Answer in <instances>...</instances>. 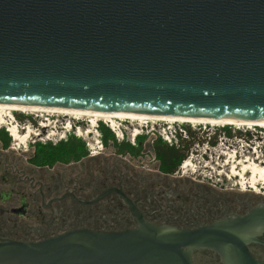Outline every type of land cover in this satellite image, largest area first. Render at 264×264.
Wrapping results in <instances>:
<instances>
[{
	"label": "water",
	"instance_id": "1",
	"mask_svg": "<svg viewBox=\"0 0 264 264\" xmlns=\"http://www.w3.org/2000/svg\"><path fill=\"white\" fill-rule=\"evenodd\" d=\"M0 105L264 121V0H0ZM0 184V264H264V201L101 156Z\"/></svg>",
	"mask_w": 264,
	"mask_h": 264
},
{
	"label": "rangeland",
	"instance_id": "2",
	"mask_svg": "<svg viewBox=\"0 0 264 264\" xmlns=\"http://www.w3.org/2000/svg\"><path fill=\"white\" fill-rule=\"evenodd\" d=\"M9 111L5 110L3 112V115L5 117V121L8 122L11 118H8ZM12 113V112H11ZM13 116L15 117V121L17 122L18 126L21 128V126L24 125H28L30 126V129L33 130L34 129L37 131V129L35 127H39L40 124L39 122L44 121V118L49 116L50 120L52 122H56L58 123V125L62 126L64 124H66L67 122H71L73 126H78L81 127L82 132H83V137L84 138H78L76 137V135H74V132H72L66 140L62 141V142H58V143H52V142H48L47 144H33V143H29V141L27 142V144L24 147V145L21 144V142H16L18 140H14L12 139V137L9 135V133L6 131V127H0V136L4 137L7 136L8 138H10V143L9 146L6 147L5 149L2 147L1 145V140L2 138L0 137V157L1 154H4V156L11 161L12 163H16V159L18 157H22L24 156V159L22 161V164H26L29 160V158H31L33 155L36 154V149L38 145H41L43 147H46L48 149H56L58 152L63 153L65 151H68V148H65L63 146V144H65V142H67L69 139L74 138V140L76 139L77 141H80V143L78 145H74V148H80L81 145L84 146L85 151H86V155L85 157L82 158H76L78 156L76 155H69L68 157L70 158L68 163H65L63 161H57L55 163L54 166H56L55 168H50L49 169H44V172H56L58 173V167L59 166H63V165H67V164H71V163H75V162H79V161H83V160H87V159H91V167L93 166H97L99 165L101 156L103 154H105V158L107 159H116V160H125V161H131V167L134 168H138V169H142V170H147V168L145 167H150V166H158L160 164L159 159L156 157L155 152H154V143L156 141H162V139H160V137H158L157 133H154L153 131L150 130V127L148 129H146V127H142L140 125H142L141 122H145L142 121L141 122L137 119L133 120V119H129V118H121L120 120H129L131 121V124L129 123H123V126L121 127L122 132L124 133V138L123 139H118L115 135V133L110 130L103 121L100 122V119H98V128L97 130L99 131L98 134H100V139L102 140L103 143V151L101 154L92 156L90 153V149L87 147V142L91 143L93 142V137L94 134H90V132H95V130L93 128H90V120L91 118L89 117H80V118H76L73 115H66V114H60V113H41V112H14ZM78 119V120H76ZM105 120H110V119H105ZM116 122L117 119H115ZM156 121V120H153ZM151 121V122H153ZM16 122H12V119L9 121V123H13L15 124ZM97 122V121H96ZM94 122V123H96ZM120 122V121H119ZM119 122L117 123V125H119ZM147 122H150V120H148ZM178 122V121H177ZM184 123L183 127L186 128L188 130V135L190 136L189 131L191 130L192 132L195 133L194 137L196 138V141L194 143H198L199 140L201 141H206L207 139L209 140L208 136L210 135H214L218 137V145L216 147V151H222L225 150V155L222 156L223 159H225V162H222V165H224L225 163V172L230 173L231 176L233 177L234 182H230L226 177H224L223 180V185H218L216 187V189L221 190V188H225V187H230L233 188L241 193H243L239 187V178H235L233 169L231 167V165L235 164L234 166L236 167V169H238V171L240 170V166L238 165L239 162H241L243 164L244 161H248L249 164H252L254 162H256L258 165H264L263 163H259L258 159L264 160V126H256L253 125L250 128L247 126H243L241 128H235L233 126H227L226 129H224V127L222 126H213V125H207V124H198V123H192V122H180ZM145 124V123H144ZM161 125H163V121L160 123ZM193 126H192V125ZM151 126V125H150ZM49 128H45L43 129V131L45 130H49ZM135 129H137L136 133H138V136L136 137L135 141H132V134L135 132ZM157 130H159V127H156ZM31 130V131H32ZM75 131V128L73 129ZM87 130V131H86ZM104 130V131H103ZM224 130H231L232 134H234L236 131H242V132H249L251 136H253V139L251 142H253L252 144L255 146L257 149L256 153H253V150L246 147L247 149H240L241 147L238 146V143L240 142L239 138H228L227 136H225V133L223 132ZM31 131H29L31 134V138L30 140H36V137H34L33 133H31ZM26 131H21L20 134H25ZM7 133V134H6ZM106 135H105V134ZM96 135V134H95ZM106 137H105V136ZM121 135V133H120ZM256 136V137H255ZM258 138V141L256 140ZM87 141H86V140ZM187 140V139H186ZM182 141L183 144L185 145V141ZM189 140L191 141L192 138L191 136L189 137V139L187 140L189 142ZM180 141V145L182 143ZM19 143V144H18ZM164 143V142H163ZM229 143V144H228ZM77 144V143H76ZM166 144V143H164ZM241 144V143H239ZM47 145V146H46ZM168 145V144H166ZM224 145H226L227 147H229L230 149H224ZM102 147V145H100ZM169 146V145H168ZM193 149H195V151H200L202 149V146L197 147L196 144L193 145ZM239 147V148H238ZM54 152V151H53ZM234 152H236V162H233L234 159H232ZM195 155L197 154V152H194ZM257 156L258 159H257ZM198 157V156H196ZM228 164H227V162ZM233 162V164H232ZM229 165V167H228ZM25 168H20V170H23ZM93 169H97V168H91V170ZM150 169H156V168H150ZM30 171H34V169H28ZM178 170V169H177ZM232 171V172H231ZM182 176V174H177ZM188 174H186V178H191V176H187ZM250 176L247 174L245 176L246 182H248V187L246 188L245 192L250 191V187H251V180H250ZM259 179V177H258ZM237 180V181H236ZM241 180V179H240ZM236 183V184H235ZM258 183H260V181H258ZM257 183V184H258ZM258 192V193H253V192ZM252 193L254 195L257 194H264V186L262 185H258L257 189H252Z\"/></svg>",
	"mask_w": 264,
	"mask_h": 264
},
{
	"label": "built area",
	"instance_id": "3",
	"mask_svg": "<svg viewBox=\"0 0 264 264\" xmlns=\"http://www.w3.org/2000/svg\"><path fill=\"white\" fill-rule=\"evenodd\" d=\"M101 121H103L104 124L115 133L118 139L124 138V133L122 132V129H121V127L123 126V123L131 124V121H129L128 119L123 120V121L119 119L120 121L119 125H114V123L110 120L101 119L100 122ZM161 122L162 121L147 122L146 124H142L140 126L146 127V129L150 127V130L153 131L154 133H157L158 137H160V139H162V141L168 144L170 147H180L181 146L180 141L182 142L186 139L187 140L189 139L190 136L188 135V130L183 127L184 126L183 123L180 124L177 122L163 121L164 124L161 125L160 124ZM39 124H40L39 127H35L37 131L34 129V132H33V135L34 137H36V140H30L31 134H29V131L32 130L30 129V126L28 125L21 126V131H26L25 134L27 133L29 134V137L27 139L29 143L31 142L33 144L34 143L35 144L36 143L47 144L48 142H52V143L62 142L66 140L67 137L72 132H74V135H76V137L84 138L82 135L83 132H82L81 127H78L76 125L73 126L71 122H67L66 124L60 126L58 125V123L52 122L49 116H47L44 118V121L39 122ZM90 125L95 130V132H90V134H94V137H93V142L91 143L87 142V147L90 149L91 155L95 156V155L102 153L103 143H102V140L100 139V134H98L99 131L97 130L99 125L97 123H90ZM47 127L48 128L50 127V129L46 130V132L45 130L43 131V129ZM156 127H159V130H157ZM74 128H75V131L73 130ZM6 131L12 137L13 131L11 130V128L6 126ZM136 131L137 129H135V132L132 134L133 142L138 136V133H136ZM12 139L15 140L14 137H12ZM256 140L258 141V138ZM239 141H240L239 143H241V144L238 143V146L241 147L240 149L244 150V149H247L246 147H248L253 150V153L257 152L258 148H256V145L254 146L252 144L253 142L246 141V140H239ZM16 142H19V141H16ZM100 145H102V147ZM217 145L218 143L216 145H213L209 143V141L207 140L204 143H196L197 147L202 146V149L200 151H195V149H193L194 146L190 147V149L188 150V155L186 159L178 167L179 173L182 174V176H186V174H188L196 182L209 184L214 188H216L218 185H221L223 183L224 177H226L230 182H232V178L230 174L225 172L224 170L225 168H223L224 166L221 167L222 164L219 165L218 163L220 162L219 154H221V157H222L226 153H225V150L216 151ZM25 146L26 145H24V147ZM224 146H225L224 149H228V150L230 149L226 145ZM194 152H197V154L195 155ZM233 156H236V152H234ZM256 157L258 156L256 155ZM259 163H263V162L259 161ZM241 191L245 192L243 190ZM250 191H252V189H250ZM253 193H258V192H253Z\"/></svg>",
	"mask_w": 264,
	"mask_h": 264
},
{
	"label": "bare ground",
	"instance_id": "4",
	"mask_svg": "<svg viewBox=\"0 0 264 264\" xmlns=\"http://www.w3.org/2000/svg\"><path fill=\"white\" fill-rule=\"evenodd\" d=\"M7 110L9 111L7 117L12 119V122L15 121V117L13 116L14 112H41V113H60V114H66V115H73L76 118L80 117H89L91 120L89 121L90 123H98V119H110L114 123V125H117L119 122V119L121 118H129V119H137L141 122L145 121L144 123L146 124L148 120L153 121H167V122H194L198 124H207V125H213V126H233L235 128H241L243 126L251 127L253 125L256 126H264V121L257 122V123H244V122H235V121H214V120H198V119H184V118H166V117H150V116H144V115H136V114H124V113H119V114H105V113H98V112H90V111H80V110H65V109H56V108H40V107H26V106H18V105H0V127H10L11 130L13 131L12 137H14L16 140L20 141L22 145L27 144V139L29 137V134H20L21 128L17 125V122L15 124L6 122L5 117L3 115V112ZM12 112V113H11ZM118 122H116V120ZM144 124L143 122H141ZM184 124V123H183ZM192 125V124H191ZM90 128L92 126L90 125ZM30 133V132H29ZM33 133V130L31 131ZM24 135V136H23ZM236 156H233L232 159H235ZM236 162V160L234 161ZM228 163V162H227ZM233 164V162H232ZM235 164L232 165V169L234 173L235 178H239V187L241 190L246 191V188L248 187V182H246L245 176L248 174L251 178V189H257V186L260 184L264 186V165H258L256 162L249 164L248 161H244L243 164L241 162L238 163V165L241 167L240 170L236 169L234 166ZM224 168V167H223ZM230 174V173H229ZM231 176V174H230ZM259 177V179H258ZM232 180L233 177L231 176ZM241 179V180H240ZM237 181V180H236ZM260 181V183H258ZM234 182V181H232ZM258 183V184H257ZM236 184V183H235Z\"/></svg>",
	"mask_w": 264,
	"mask_h": 264
},
{
	"label": "trees",
	"instance_id": "5",
	"mask_svg": "<svg viewBox=\"0 0 264 264\" xmlns=\"http://www.w3.org/2000/svg\"><path fill=\"white\" fill-rule=\"evenodd\" d=\"M226 128L227 126L224 127V129ZM223 132L225 133V136L231 139H233L234 137L239 138L241 140H246V141H252L253 139V136H251L249 132L236 131L234 134H232L231 130H224ZM189 133H190L191 138L195 140L196 139L194 137L195 133L192 132L191 130L189 131ZM1 138H2L1 145L5 149L6 147L9 146L11 139L8 138L7 136L1 137ZM208 138L210 139V140L207 139L209 143L213 145H216L218 143L217 136L210 135L208 136ZM79 143L80 141H77L76 139L74 140V138L69 139L67 142H65V144H63L65 148L69 147L68 151H65L63 153L58 152L56 149L54 150L48 149L46 147L38 145L36 149V154L32 156L33 163L39 166L41 165H53L54 166L57 161H63L65 163H68L70 159L68 157L69 155H76L78 156L76 158H79V159L82 157H85L86 151L83 145H81L80 148H77V147L74 148L73 144L78 145ZM189 149H190V146L186 145V143L184 145L183 142L181 143V147H170L161 141H156L154 143L155 155L159 159L161 167L167 173H174L178 169L181 163L186 159Z\"/></svg>",
	"mask_w": 264,
	"mask_h": 264
},
{
	"label": "flooded vegetation",
	"instance_id": "6",
	"mask_svg": "<svg viewBox=\"0 0 264 264\" xmlns=\"http://www.w3.org/2000/svg\"><path fill=\"white\" fill-rule=\"evenodd\" d=\"M193 140L194 139H192L191 141L189 140V142L185 141L186 145H188L190 147L195 145L196 143H193V142H195L196 139L194 141ZM201 142H203V141H201V140L198 141V143H201ZM258 157H257V159H258ZM219 159H220L219 160L220 162H218L219 165L222 164V162H225V159H223L221 157V154H219ZM235 159L233 160V162L235 161ZM259 161L264 163V160L259 159ZM222 166L225 167V163H224V165H221V167ZM12 167H18V165L16 163H12L11 161H9L4 156V154H1V157H0V184H8L9 190H10L8 195L13 194L12 197H8V201H15L17 193H18L15 184H20V174H12ZM55 167L56 166H53V165H41V166L36 165L33 163V157L29 158V160L26 164H23L20 166V168H25L23 170L34 169V171H43V172H44V169L51 170L50 168H55ZM228 167H229V165H228ZM231 167H232V165H231ZM91 168H98V165L93 166ZM145 168H147V170L150 172H155V173L179 178V184L187 182L189 180H193L192 178H186L184 176L177 175V174H180L178 170H176L174 173H167L163 170V168L161 167L160 164L158 166H150V167H145ZM150 168H156V169H150ZM193 181H195V180H193ZM201 184L212 187L209 184H205V183H201ZM212 188H214V187H212ZM221 191H224L226 193L233 194V195H238V196H243V197H248V198H253V199H258V200L264 201V194L254 195L251 191L241 193V192H239L233 188H230V187H225V188L222 187Z\"/></svg>",
	"mask_w": 264,
	"mask_h": 264
},
{
	"label": "clouds",
	"instance_id": "7",
	"mask_svg": "<svg viewBox=\"0 0 264 264\" xmlns=\"http://www.w3.org/2000/svg\"><path fill=\"white\" fill-rule=\"evenodd\" d=\"M48 128V127H47Z\"/></svg>",
	"mask_w": 264,
	"mask_h": 264
}]
</instances>
